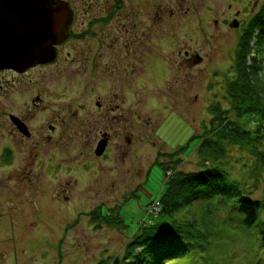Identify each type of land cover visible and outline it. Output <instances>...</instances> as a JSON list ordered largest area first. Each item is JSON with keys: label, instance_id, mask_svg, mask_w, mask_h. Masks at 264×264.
Wrapping results in <instances>:
<instances>
[{"label": "rangeland", "instance_id": "1", "mask_svg": "<svg viewBox=\"0 0 264 264\" xmlns=\"http://www.w3.org/2000/svg\"><path fill=\"white\" fill-rule=\"evenodd\" d=\"M63 1L78 13L73 40L62 38L52 61L0 72V264H112L146 211H162L153 202L165 182L206 168L221 178L186 182L201 199L180 205L208 236L163 264H264V118L241 115L246 101L229 92L244 83V55L248 77L260 86L256 66L264 83V38L257 54L258 29L247 33L264 0ZM9 113L25 117L30 137L16 133ZM200 138L218 151L202 167ZM243 196L260 203L249 228L237 211Z\"/></svg>", "mask_w": 264, "mask_h": 264}, {"label": "trees", "instance_id": "2", "mask_svg": "<svg viewBox=\"0 0 264 264\" xmlns=\"http://www.w3.org/2000/svg\"><path fill=\"white\" fill-rule=\"evenodd\" d=\"M248 28L249 31L247 33L250 37L253 35L254 29H258L256 33L257 41L254 43L255 49L253 50L255 53H257V51L260 52V40L264 38V3L256 19H253ZM243 48L248 51L252 49V46L249 41H247ZM245 62L246 58L244 55L242 61H240V63L238 61V72L242 75L244 83H242L241 86H230L229 92L232 95H236L237 93L238 97L246 101L240 108L241 115L247 113L255 115V113H259L260 116L264 118V83H261L262 81H260V78L257 79L256 66L251 65L250 67L252 71L254 69L256 72H254V76L260 86H257V84L248 77L249 75H253L247 72V67L244 66ZM217 110V106L212 108L213 113H218ZM244 131V133L247 132V130ZM219 137L223 139L230 138L227 137L226 134H221ZM199 141V154L202 156L200 166L202 167L204 166V161L208 158H213L218 151L211 149L210 143H212V140L210 138H200ZM214 143L219 146L220 140L216 139ZM218 178H221V172L218 171V169L206 168L199 172H189L185 174L183 178L167 180L168 182H165L164 190H162L159 197L156 199V202L160 203L162 206L160 216H151L148 222L142 224L143 226L138 224L136 229L139 227V231L127 244L124 255L120 260L114 257L112 264H163L167 260L186 255L188 251L193 248L194 243L201 239L199 237L197 239V234L205 231L208 236V230L200 221L201 218H196L194 212H191L189 207L186 208L193 199H201V196H198L201 191L193 189L190 192L189 189H191V186L197 188L210 184L213 180ZM186 182L191 186H185ZM187 193H189L188 196H186ZM176 195L177 197H175ZM181 196H185L184 200L181 199ZM181 202L187 203V205L181 206ZM179 205L181 209H179ZM173 208L176 209V211ZM259 208V201L244 196L240 198L238 200L237 211L242 216L241 225L245 228L251 227L256 221ZM99 214L101 213L97 210L96 215ZM190 215L192 216L191 218L189 217ZM106 216L108 215H105V219L111 218ZM172 218L173 220H171ZM200 226L202 228H200ZM260 245L264 250V232L260 237ZM199 261L201 262L202 260Z\"/></svg>", "mask_w": 264, "mask_h": 264}, {"label": "water", "instance_id": "3", "mask_svg": "<svg viewBox=\"0 0 264 264\" xmlns=\"http://www.w3.org/2000/svg\"><path fill=\"white\" fill-rule=\"evenodd\" d=\"M67 12L63 0H0V69L23 71L52 61ZM237 24L234 20L232 26ZM103 149L101 142L96 155Z\"/></svg>", "mask_w": 264, "mask_h": 264}, {"label": "flooded vegetation", "instance_id": "4", "mask_svg": "<svg viewBox=\"0 0 264 264\" xmlns=\"http://www.w3.org/2000/svg\"><path fill=\"white\" fill-rule=\"evenodd\" d=\"M118 1H119V3H117V4L119 6V5H121V3H120V0H118ZM67 3H68L67 4V10H68V12L66 14L67 24L64 25V27L61 29V31H60L61 35H59L55 39L56 40V43L54 44V47H55V54H56V56L58 55L59 49L62 46V43L60 44V46L59 45L57 46L58 42H60L62 38H67L66 41H68L70 39L73 40V38L75 37L74 34L72 33V30H73L72 28L75 25V21L77 19L78 13H77L75 7L73 6V3H71V1H67ZM92 7H94V5H92V4L89 5V8H92ZM112 11H114V10L113 9L110 10V12H112ZM108 15H110V13ZM159 16H160V13H159ZM106 17H108V16H106ZM90 21L91 20H87L86 21L87 26L89 25V22ZM128 47H129L128 45H122V47L121 46L117 47L116 46V43H115L114 46H113V50L118 49V51L120 53L121 50H123V49H127L128 50L129 49ZM185 55H187V52H185ZM36 65H38V64H36ZM36 65H33V66L29 67V68H26L23 71H17V70L11 69V68H4V69H6V70L8 69L10 71L12 70L15 73H23V72L28 71L30 68H32V67H34ZM92 66H93V71H97L99 69V62H98L97 56L95 58H93V60H92ZM4 69H0V72L3 71ZM34 101H38V102H36V103L34 102L33 103V101H32V105L33 106H38L40 104V97L39 96H36L35 99H34ZM95 105L97 107H101L102 104H101L100 100H96L95 101ZM25 112L28 113L29 112V109L26 110ZM8 119L10 120L11 126L16 131V133H18V134L19 133H22L23 136H28V137L31 136V133H32L31 131L32 130H31L28 122L26 121L25 117L21 116L20 114H12V113H9L8 114ZM54 127H55V125L53 124V122H51L49 124V127H47V128L49 129V131H54ZM23 129H24V131H23ZM99 133H100V138L98 137L99 140L104 136V137H106L108 139V142L110 143V141L112 140V136L110 135V133L107 132V130H100ZM96 157H97V155H95V158ZM97 158H99V157H97ZM56 170H57V165L56 166H53V172H56Z\"/></svg>", "mask_w": 264, "mask_h": 264}, {"label": "built area", "instance_id": "5", "mask_svg": "<svg viewBox=\"0 0 264 264\" xmlns=\"http://www.w3.org/2000/svg\"><path fill=\"white\" fill-rule=\"evenodd\" d=\"M154 208H155V210H154ZM159 209L160 208L158 206H154L153 208L151 207L150 212L155 215V212H157V210L159 211Z\"/></svg>", "mask_w": 264, "mask_h": 264}]
</instances>
